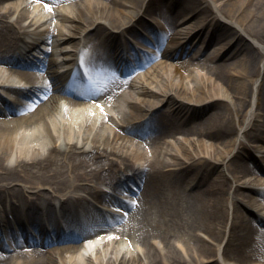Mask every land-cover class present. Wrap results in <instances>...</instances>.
Returning a JSON list of instances; mask_svg holds the SVG:
<instances>
[{"label": "bare ground", "instance_id": "bare-ground-1", "mask_svg": "<svg viewBox=\"0 0 264 264\" xmlns=\"http://www.w3.org/2000/svg\"><path fill=\"white\" fill-rule=\"evenodd\" d=\"M259 161L264 0H0V264H264Z\"/></svg>", "mask_w": 264, "mask_h": 264}, {"label": "rangeland", "instance_id": "rangeland-1", "mask_svg": "<svg viewBox=\"0 0 264 264\" xmlns=\"http://www.w3.org/2000/svg\"><path fill=\"white\" fill-rule=\"evenodd\" d=\"M180 15L179 16H182V14L183 13H179ZM147 20H149L150 21V17H148V15L145 17ZM217 40L218 39H215L214 41H213V43H211L210 45H209V47L207 48V53H210V52H208V50H210V48L212 49V45H214L215 43H217ZM227 40H225V42H226ZM225 42H224V44H225ZM198 46V48L200 47V45L198 44L197 45ZM46 54V53H45ZM38 55V57L40 56V54L39 53H35V56H37ZM210 55V54H209ZM212 55V54H211ZM42 58V57H41ZM179 60H183V59H179ZM145 68V67H144ZM144 68H139V69H137V70H139V71H142L141 69H144ZM197 70V69H196ZM108 124V123H107ZM190 125H191V123H189ZM143 134L145 133L144 131L142 132ZM146 133H147V131H146ZM175 137H179V136H181V134L180 133H177V134H175L174 135ZM132 138H134L133 136H131ZM169 140H173L174 139V137L173 138H171L170 136H168L167 137ZM251 144V143H250ZM248 146V145H247ZM240 150H243L241 147L239 148ZM252 151H253V148L252 147H250V145H249V150L247 149V151L246 152H248L249 154L250 153H252ZM247 156H243V157H240L241 158V160H245V163H252L253 162V160L249 157V158H246ZM259 163L261 164V165H263L264 166V162H261V161H259ZM133 165H136V166H138L136 163H133ZM192 187V186H191ZM191 187H188V188H191ZM45 191H46V189H45ZM62 237H58L57 239H55V240H59V239H61ZM65 238H69L68 236H65ZM48 241H50V240H45V241H43V242H41L40 244H45L46 242H48ZM55 241L54 240H52V241H50V244L52 243H54ZM48 244V243H47ZM45 245V247L46 246H48V245ZM49 244V245H50ZM31 247H36V246H39L38 244H33V245H30ZM50 246H52V245H50Z\"/></svg>", "mask_w": 264, "mask_h": 264}]
</instances>
